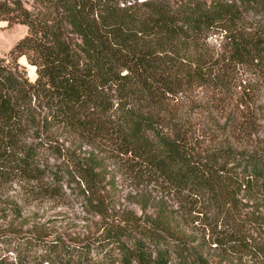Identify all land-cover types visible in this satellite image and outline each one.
Returning a JSON list of instances; mask_svg holds the SVG:
<instances>
[{"label":"trees","instance_id":"16d2710c","mask_svg":"<svg viewBox=\"0 0 264 264\" xmlns=\"http://www.w3.org/2000/svg\"><path fill=\"white\" fill-rule=\"evenodd\" d=\"M0 20L26 27L0 56V184L16 177L51 195L65 174L102 222L72 242L1 235L0 264H209L180 226L192 210L207 214L217 254L262 247L245 230L264 213L241 212V197H264V144L233 145L192 92L218 79L204 40L213 26L226 64L259 63L264 0H0ZM104 152L128 160L131 180L160 186L138 188L139 214L115 207ZM49 155L62 160L48 166Z\"/></svg>","mask_w":264,"mask_h":264},{"label":"rangeland","instance_id":"374dc122","mask_svg":"<svg viewBox=\"0 0 264 264\" xmlns=\"http://www.w3.org/2000/svg\"><path fill=\"white\" fill-rule=\"evenodd\" d=\"M25 1L29 2V0ZM243 18L247 20L246 25L252 20H249L246 15ZM25 30L24 24L7 25L4 20H0V56H7V50L24 34ZM204 40L206 51L211 52L213 59L219 63L217 65L218 79L211 92L210 88L196 87L192 95L210 108L213 107L215 121L224 123L227 127L231 126L226 129L233 145L251 148L254 145L264 144V56L258 64H226L222 60L224 54H221L226 44L224 30L213 26L205 32ZM20 61L25 64L28 77L33 79L35 75L33 66L26 64L23 58ZM204 120L202 114L195 115L193 119L199 126L201 124L206 126ZM101 156L107 165V170L110 171L107 173L108 177L110 174L113 176L115 207L131 208L139 214L136 193L141 186L149 189L151 195H159V185L151 182L141 185L130 179L126 169L130 166L127 159L113 157L108 152L101 153ZM59 160L62 158H54L51 155L46 157L48 166ZM31 182L15 177L0 184V236L19 234L22 237V235L38 232H45L47 235L59 233L67 241L72 242L77 241L81 236L96 234L100 231L102 225L100 218L85 211L81 198L75 194L73 181L66 179L65 174L59 180L57 193L51 195L45 194L38 189L37 184ZM162 192L174 207L176 197L168 192ZM262 196H256L255 200L253 197L243 198L242 196V201L247 204L242 206L241 212L252 209V204L256 203L258 209L264 213V197ZM199 209L202 210L200 207ZM204 216L207 214L204 215L203 211L192 210L188 213L183 212L178 219L181 228L188 233L187 237L191 238L189 243L197 245L198 251L209 264H264V224L245 230L256 241L263 242L261 248L255 247L251 249L252 251L246 249L224 251L222 257L220 252L217 254V247L212 240L214 230L213 228L210 230ZM215 229L218 228L215 227ZM23 238L26 237L23 236ZM6 253L9 258H12L15 251L10 249Z\"/></svg>","mask_w":264,"mask_h":264},{"label":"crops","instance_id":"0c3cea01","mask_svg":"<svg viewBox=\"0 0 264 264\" xmlns=\"http://www.w3.org/2000/svg\"><path fill=\"white\" fill-rule=\"evenodd\" d=\"M23 57H21L20 59H22ZM24 59V58H23Z\"/></svg>","mask_w":264,"mask_h":264}]
</instances>
